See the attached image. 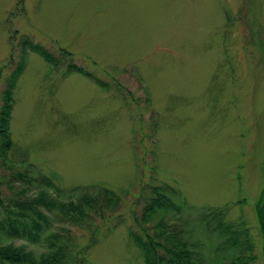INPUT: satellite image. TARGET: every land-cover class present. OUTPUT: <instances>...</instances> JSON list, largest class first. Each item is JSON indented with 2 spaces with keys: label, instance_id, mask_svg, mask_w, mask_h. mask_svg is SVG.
<instances>
[{
  "label": "rangeland",
  "instance_id": "1",
  "mask_svg": "<svg viewBox=\"0 0 264 264\" xmlns=\"http://www.w3.org/2000/svg\"><path fill=\"white\" fill-rule=\"evenodd\" d=\"M25 35L108 85L27 49L2 190L24 169L64 193L111 189L118 205L85 264H145L129 230L143 224L150 185L167 184L173 204L144 224L163 216L197 263L215 264L231 259L218 225L228 223L264 264V0H0V95ZM66 226L88 241L85 226Z\"/></svg>",
  "mask_w": 264,
  "mask_h": 264
},
{
  "label": "trees",
  "instance_id": "2",
  "mask_svg": "<svg viewBox=\"0 0 264 264\" xmlns=\"http://www.w3.org/2000/svg\"><path fill=\"white\" fill-rule=\"evenodd\" d=\"M20 45V58L6 78L0 95V157L3 160L14 144L10 118L15 86L25 68L27 49L39 53L53 68L62 66L65 74L77 71L100 85H108L107 81L75 63L72 52L66 48L61 47L55 53L26 35L21 37ZM114 81L122 87L119 81ZM120 94L125 97L126 93L120 91ZM5 185L6 190L0 188V264H85L88 248L97 241L101 222L106 220L105 211L114 210L118 205V196L107 187L97 192H87L79 186H73L64 193L49 175H32L27 169L12 172ZM150 187V192L143 196L146 198L141 215L143 224H139L138 229L129 230V237L139 248L145 264H199L194 260L187 243L180 238L178 229L163 216L156 220L154 229L144 224L154 218L156 212L162 215L166 213L168 206L173 204L167 184ZM263 207L257 203L264 240ZM95 217L101 218V221L95 223ZM209 218L205 221L209 222ZM136 221L139 223L140 219L136 218ZM67 222L85 226L89 232L88 241L77 243L74 234L66 226ZM218 225L223 238L222 246L230 250L231 259L227 263L215 264H251L253 255H247L246 251L251 252L252 244L245 231L221 221ZM17 238L24 242L15 244L13 239ZM26 244L34 248L28 249Z\"/></svg>",
  "mask_w": 264,
  "mask_h": 264
}]
</instances>
